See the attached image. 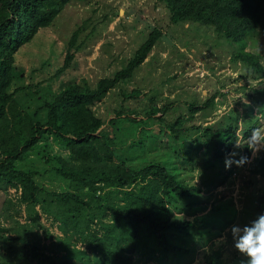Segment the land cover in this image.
Here are the masks:
<instances>
[{
    "label": "trees",
    "instance_id": "obj_1",
    "mask_svg": "<svg viewBox=\"0 0 264 264\" xmlns=\"http://www.w3.org/2000/svg\"><path fill=\"white\" fill-rule=\"evenodd\" d=\"M72 1L0 0V183L20 190L19 202L25 203L32 224L40 225L36 206L58 221L64 234L59 249L86 263L133 264V253L139 251L140 245L148 246L151 241L156 243V248L150 249H157L162 254L187 251L173 239L184 233L192 234L190 229L195 226V220L178 219L173 209L188 213L199 209L196 202L202 187L180 176V162L190 163L193 159L186 154L192 144L183 138L192 135L191 129H195L191 141L198 145L209 143L214 155L223 158L240 137L238 118L227 115L218 127L187 125L193 113L214 104L216 92L201 105L192 101L188 107L190 115L179 114L173 120L165 117L169 104L158 106L152 100L145 113L153 123L159 122L160 129L154 132L141 127L137 138L148 151L134 158L113 160L114 138L105 127L101 128L106 117L97 113L94 105L116 86L122 88L123 98L141 94L139 88L127 90L125 85L134 77L163 32L158 25H153L126 63L112 75L99 78L94 85L86 80H73L55 89L51 82L45 83V78H41L14 86L16 80L24 77L23 70L17 67V51L42 29L48 28ZM159 1L166 6L171 24L189 21L198 27L212 29L238 46L232 53L233 60L264 75L260 55L247 49L251 39L259 33L264 34V0ZM82 31L83 26H78L64 43L65 57L55 69V76L73 64L84 43V39L79 41ZM22 90L29 91L23 104L15 96ZM256 92L259 93L256 102L264 116V84L256 88ZM123 111L116 108V116L107 121L115 122ZM127 118L150 125L144 118L129 115ZM257 121L249 119L245 122L241 128L243 138L249 137L252 129L257 128ZM50 136L69 153L68 156L60 153L44 157L69 184L67 190L47 188L37 179L44 172L18 164L40 141H44L45 150ZM164 136L167 138H162ZM251 154L246 144L243 157L249 159ZM249 170L248 183L255 187L257 174L264 180V149L249 165ZM226 177L223 175L221 179ZM261 213H264V186L251 195L250 221ZM22 227L17 229L16 236H8V228L0 225V240L7 252L14 251L9 240L28 246L29 224L23 223ZM72 236H77L84 248L74 244ZM54 244L45 247L52 252L56 249ZM19 253L26 260L36 257L43 263L60 264L52 253L41 250L36 243L28 252ZM245 259L237 256L231 262L226 261L221 246L212 248L206 255L207 264H242Z\"/></svg>",
    "mask_w": 264,
    "mask_h": 264
},
{
    "label": "rangeland",
    "instance_id": "obj_2",
    "mask_svg": "<svg viewBox=\"0 0 264 264\" xmlns=\"http://www.w3.org/2000/svg\"><path fill=\"white\" fill-rule=\"evenodd\" d=\"M155 24L163 34L134 77L125 85L127 90L139 88L141 94L123 98L122 88L116 86L94 105L96 112L106 117V123L101 128L105 127L114 138L113 160L134 158L148 151V147L140 145L137 138L141 127H148L154 132L160 129L159 122L153 123L145 113L152 100L158 106L169 104L165 117L166 120H173L179 114L189 116L188 107L192 101L201 105L215 92L214 104L193 113L187 125L212 124L218 127L223 124L225 116L233 114L240 125L237 142L241 145L237 147L236 143L228 155L219 158L214 155L209 143L198 145L191 141V136L196 134L195 129H191L192 135L183 138V141L192 144L186 154L193 159L190 163L180 162L179 166L181 177L202 187L196 202L199 209L194 214L173 209L176 218L195 220V226L190 229L192 234L184 233L178 239H173L187 251L162 254L157 249H150L156 248V243L151 241L148 246L140 245L139 251L133 253V264H207L206 255L212 248L219 246L222 247L223 258L231 262L241 255L232 247L228 230L234 224L250 222L248 211L251 195L264 186L259 174L255 187L248 183L249 165L261 155L262 150L255 154L252 152L248 162H243L246 142L251 135L243 138L241 130L249 119L258 120L257 128L264 130V116L260 104L256 102L259 96L256 88L264 84V75L241 61L233 60L232 53L238 47L236 44L229 43L212 29L198 27L193 22L171 24L167 8L159 0H74L48 28L42 29L17 51V67L23 70L24 77L16 80L14 86L41 78H45V83L51 82L55 89L73 80H86L94 85L99 78L112 75L122 67ZM81 25L83 31L79 41L84 39L82 47L76 53L73 64L55 76V69L65 57L64 43L69 40L73 30ZM247 49L258 53L264 66V34L259 33L251 39ZM28 92L22 90L15 96L23 104ZM116 108L125 111L115 122L107 121L116 116ZM127 115L144 118L150 125L146 126L142 122L138 124L127 118ZM43 145L44 141H40L18 164L44 172L37 179L49 189H69L65 179L52 169V162L45 159L60 153L68 156V150L51 136L45 150ZM226 160L230 167H226ZM233 170L237 171L236 175L232 174ZM223 175L227 177L222 180ZM19 196L20 190L0 183V225L8 228V236H16L17 229H22V224L26 222L30 231L28 246L20 241L9 240L14 246L13 252H7L0 240V264H47L36 257L26 260L19 253L28 252L35 243L41 250L52 253L60 264H89L59 249L58 245L64 236L59 229V222L44 213L39 206L36 207L40 225L32 224L25 203L19 202ZM225 236L227 239L222 240ZM71 241L80 248L85 246L77 240V236H72ZM52 243H55L56 249L51 252L45 246H51Z\"/></svg>",
    "mask_w": 264,
    "mask_h": 264
},
{
    "label": "clouds",
    "instance_id": "obj_3",
    "mask_svg": "<svg viewBox=\"0 0 264 264\" xmlns=\"http://www.w3.org/2000/svg\"><path fill=\"white\" fill-rule=\"evenodd\" d=\"M247 146L253 154L264 149V130L252 129L251 136L247 139ZM241 143L237 142V147ZM243 162H248L247 157L242 158ZM226 160V167H230ZM231 234L232 247L246 259L242 264H264V213L257 215L248 224H234L228 230ZM226 240L227 237H222Z\"/></svg>",
    "mask_w": 264,
    "mask_h": 264
},
{
    "label": "built area",
    "instance_id": "obj_4",
    "mask_svg": "<svg viewBox=\"0 0 264 264\" xmlns=\"http://www.w3.org/2000/svg\"><path fill=\"white\" fill-rule=\"evenodd\" d=\"M232 174H233V175H236V174H237V171H236V170H233V171H232Z\"/></svg>",
    "mask_w": 264,
    "mask_h": 264
}]
</instances>
